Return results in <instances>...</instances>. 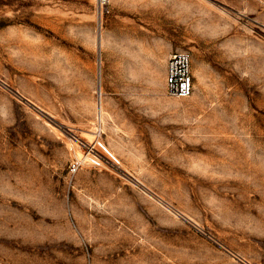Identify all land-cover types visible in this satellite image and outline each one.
<instances>
[{"label":"rangeland","instance_id":"rangeland-1","mask_svg":"<svg viewBox=\"0 0 264 264\" xmlns=\"http://www.w3.org/2000/svg\"><path fill=\"white\" fill-rule=\"evenodd\" d=\"M109 8L0 0V264H264V0Z\"/></svg>","mask_w":264,"mask_h":264},{"label":"built area","instance_id":"built-area-1","mask_svg":"<svg viewBox=\"0 0 264 264\" xmlns=\"http://www.w3.org/2000/svg\"><path fill=\"white\" fill-rule=\"evenodd\" d=\"M110 0H100L102 12H109ZM166 93L172 97L190 96L195 88L192 56L189 51L170 53L166 62Z\"/></svg>","mask_w":264,"mask_h":264},{"label":"water","instance_id":"water-1","mask_svg":"<svg viewBox=\"0 0 264 264\" xmlns=\"http://www.w3.org/2000/svg\"><path fill=\"white\" fill-rule=\"evenodd\" d=\"M99 102H100V100H99ZM100 112H101V109H100V106H99V114H100Z\"/></svg>","mask_w":264,"mask_h":264},{"label":"crops","instance_id":"crops-1","mask_svg":"<svg viewBox=\"0 0 264 264\" xmlns=\"http://www.w3.org/2000/svg\"><path fill=\"white\" fill-rule=\"evenodd\" d=\"M170 55V54H169ZM168 58V57H167ZM166 62H167V60H166ZM165 78H166V74H165Z\"/></svg>","mask_w":264,"mask_h":264}]
</instances>
